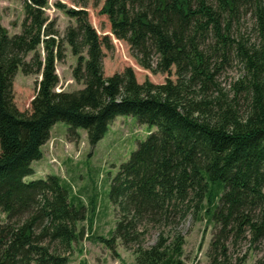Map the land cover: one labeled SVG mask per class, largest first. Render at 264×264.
I'll return each mask as SVG.
<instances>
[{
    "label": "trees",
    "instance_id": "16d2710c",
    "mask_svg": "<svg viewBox=\"0 0 264 264\" xmlns=\"http://www.w3.org/2000/svg\"><path fill=\"white\" fill-rule=\"evenodd\" d=\"M71 1L81 9L56 7L76 23L62 38L76 57L71 76L82 88L75 92L55 91V64L64 52L55 22L44 14L47 0H23L19 34L10 36L0 24V212L6 217L0 264H68L83 235L76 225L85 220L84 207L58 177H26L56 122L68 126L72 141L85 130L92 149L118 115L156 131L111 180L112 236L90 239L110 251L117 242L133 248L135 264H184L177 226L203 217L217 227L209 264H230L229 245L264 240V0H104L100 13L140 68L167 75L175 68L176 81L163 84L137 83L130 67L104 77L102 50L110 42L89 23V0ZM248 8L258 32L249 45L229 34ZM231 52L243 75L225 94L214 81V58L226 60ZM18 69L40 76L29 113L13 103ZM150 229L161 231L145 247Z\"/></svg>",
    "mask_w": 264,
    "mask_h": 264
},
{
    "label": "rangeland",
    "instance_id": "374dc122",
    "mask_svg": "<svg viewBox=\"0 0 264 264\" xmlns=\"http://www.w3.org/2000/svg\"><path fill=\"white\" fill-rule=\"evenodd\" d=\"M211 3L212 0H205ZM104 0H89L85 6L88 20L100 38H108L111 48H103V75L110 77L122 73L125 68H132L136 81L142 84L149 81L153 84H163L167 78L176 81L175 68L170 75L152 74L140 68L135 60L134 51L127 42L117 43L111 33L110 23L106 15L100 13ZM57 4L68 9H81L71 0H47L44 14L48 21L55 22L56 40L61 41L64 58L56 62L55 71L58 85L55 91L75 92L82 88L71 76L76 65V57L62 38L68 27H75L74 19L67 17ZM23 0H0V24L10 36L19 34L24 19ZM230 36L247 45L258 41L256 19L251 9L243 10L238 20L231 23ZM42 55V47L38 48ZM32 53L28 55V61ZM216 73L214 81L225 94H230L233 83L243 75V69L235 54L226 60L214 58ZM39 75H24L17 70L12 84L13 103L19 112H30V102L37 93ZM68 126L56 122L50 129L48 141L41 147L42 158L31 164L33 173L26 181L45 179L49 175L58 177L70 189V198L81 202L84 207L85 220L78 222V232L82 237L74 243L72 255L68 264H135L136 255L133 248L126 249L120 242L115 250L110 251L102 244L90 239L91 236L110 238L114 232L117 215L109 200L110 183L116 175L120 164L126 162L130 154L137 149L139 143L156 131L138 123L133 116L118 115L108 126L107 132L90 148L86 131L79 129L80 139L72 141L67 136ZM76 199V200H75ZM6 224L5 215L0 212V228ZM183 237L182 256L184 264H209V244L217 227L206 218H187L177 226ZM161 230L150 229L144 237L145 247L153 246ZM245 257V258H243ZM230 264H264V240L251 246L247 239L237 240L235 245H229Z\"/></svg>",
    "mask_w": 264,
    "mask_h": 264
},
{
    "label": "built area",
    "instance_id": "2783aa9c",
    "mask_svg": "<svg viewBox=\"0 0 264 264\" xmlns=\"http://www.w3.org/2000/svg\"><path fill=\"white\" fill-rule=\"evenodd\" d=\"M116 42H117V43H120V41H119V40H116Z\"/></svg>",
    "mask_w": 264,
    "mask_h": 264
}]
</instances>
